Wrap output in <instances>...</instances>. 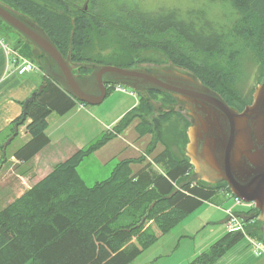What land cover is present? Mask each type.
Segmentation results:
<instances>
[{"label": "trees", "instance_id": "16d2710c", "mask_svg": "<svg viewBox=\"0 0 264 264\" xmlns=\"http://www.w3.org/2000/svg\"><path fill=\"white\" fill-rule=\"evenodd\" d=\"M210 1L231 7L233 13L227 23L211 24L206 7L181 16L119 0L0 3L42 27L65 57L72 50L71 64L80 76L92 71L88 65L104 61L98 50L112 49L109 58L123 60L130 68L150 60L143 56L145 52H160L162 62L191 70L229 104L242 110L253 98L246 99L243 92L238 59L252 53L257 56H252L254 60L264 65V0ZM0 22L14 30L1 18ZM31 44L32 59L40 62L48 58ZM45 80L47 85L23 102V113L10 132L0 135L1 163L8 160V147L4 152L3 143L14 133L15 125H26L29 138L11 157L29 164L50 143L49 116L65 115L79 104L53 79L45 76ZM112 89L108 87V95ZM138 94V105L115 123L112 131L56 164L51 173L0 209V264H130L218 191H228L236 198L226 182L196 181L193 185V166L185 155L188 120L184 118L182 129L165 126L163 123L173 114L168 111L149 122L148 117L155 113L150 98L162 94L165 101L174 102L172 94L155 90H150V97ZM134 119L140 121L135 126L138 135L151 136L147 145L150 153L157 144L162 146L155 156L160 169L147 163L135 172L132 164L143 157L126 158L107 178L88 185L79 165L130 127ZM236 207L241 208L234 212L243 221L247 235L264 241L256 206L250 203ZM243 238L242 230L227 233L188 264H215Z\"/></svg>", "mask_w": 264, "mask_h": 264}, {"label": "water", "instance_id": "95a60500", "mask_svg": "<svg viewBox=\"0 0 264 264\" xmlns=\"http://www.w3.org/2000/svg\"><path fill=\"white\" fill-rule=\"evenodd\" d=\"M0 18L46 54L48 58L40 60L46 75L77 101L89 105L102 103L108 95L107 83L124 85L140 93L168 92L176 97L193 118L185 148V155L193 166L190 180L210 184L226 182L234 195L255 204L264 234V83L256 87L253 101L238 110L196 75L174 65L147 69L91 64L88 65L92 69L90 74L78 76L71 64L72 50L65 57L33 20L2 3ZM106 77L111 79L106 82ZM95 78L99 91L92 94L83 82ZM46 85L45 81L39 90ZM17 133L16 125L14 134L3 144L4 152Z\"/></svg>", "mask_w": 264, "mask_h": 264}, {"label": "crops", "instance_id": "0c3cea01", "mask_svg": "<svg viewBox=\"0 0 264 264\" xmlns=\"http://www.w3.org/2000/svg\"><path fill=\"white\" fill-rule=\"evenodd\" d=\"M2 39L9 43L7 41L8 39L0 35V40ZM16 41L15 44H9L14 48H18L21 52L25 50L26 54L30 51L33 52L32 44H28L27 41L22 40L19 35H17ZM43 71H34L24 75L19 74L16 71V63L14 60L11 58L8 60L4 50L0 47V135L4 136L10 132L13 122L23 113V102L43 85L46 74L45 70ZM113 90L123 92L122 90L114 88ZM121 100L122 102L119 107L122 106L124 99ZM76 107L77 108H74L65 115H59L61 118H56L58 115L56 113H52L49 116L47 134L50 137V143L34 157L32 163H29L30 166H27L29 164H21L17 159L11 157L12 162L15 161L16 164L26 168V173L15 174L16 178H14V176H12L13 174H9L8 176L7 173L6 176H2L3 172H0V184L5 185L7 181H9L6 189L11 192L12 195H15L13 200L20 197L26 191V186L27 189H30L39 180L48 175L57 163L65 161L76 150L85 147L91 140L94 141V138H98L97 136L100 133L93 138L91 137L89 140L85 139V141L84 135H79L77 139L72 136L59 137L58 140L56 129H58L57 125L59 121L63 120L67 123L71 121L75 123L76 126L74 125L72 127L73 132L76 130L78 132L80 129H83V127H81V121L87 125L88 132H91L92 129L93 132H97L96 126L92 124V116L89 114L91 109H79L78 105ZM128 110L129 109L122 112L114 122L117 123ZM67 115H71L72 117L64 118L67 117ZM29 121L30 120H28V122ZM19 134L29 138L26 132V125L19 127ZM112 141L113 139L91 155L94 156L95 159L102 160L101 166L107 168L108 165L114 161L118 163L122 159L135 158L132 157L133 152H128L127 148L109 153L108 147ZM15 151H13L12 154ZM137 165L142 166L141 164H132L134 171L140 168ZM5 167L6 165L2 166L3 169ZM134 167H137V169L135 170ZM85 181L88 183L87 179H85ZM233 206L234 200L228 191H218L213 195L211 201H204L198 209L189 214L184 221L179 223L177 226L181 225V228H179L177 232L174 231L177 227L175 226L169 233L160 237L155 244L147 248L130 264H188L215 241L228 233L225 225V209ZM235 209L239 208L236 207ZM190 218L194 221L199 220L196 230L192 233L186 231L187 220ZM183 242L191 243L189 252H186L176 260H172L173 254ZM215 264H264V256H256L251 249L248 239L244 237L231 247Z\"/></svg>", "mask_w": 264, "mask_h": 264}, {"label": "rangeland", "instance_id": "374dc122", "mask_svg": "<svg viewBox=\"0 0 264 264\" xmlns=\"http://www.w3.org/2000/svg\"><path fill=\"white\" fill-rule=\"evenodd\" d=\"M116 1L118 0H115V2ZM119 1H125L127 3H136L137 5H140L141 7L149 11H154V12L159 11L163 14L174 13V15H177L179 13L181 16L185 15L189 10L198 11L206 7L208 10L207 19L210 21L211 24H214V25L227 23L228 19L232 16V13H233V10L231 9V7L227 6L226 4L224 3L222 4V2L213 3L210 0H119ZM0 35L3 38L8 39L7 41L10 44H15L17 42L16 37L18 33L8 28L6 24L3 22H0ZM9 43L8 45L11 48L17 50L20 54L22 55L28 54L29 56H31L30 55L31 51L26 54L25 50L24 52H21L18 48H14ZM98 51L100 55L103 56V58L105 59L102 63L96 64V65L107 64V65L125 67V64H123L124 63L123 60L109 58L110 54H112L113 52L112 49H104V50H98ZM143 56L148 57L150 60L145 61L143 63H139L140 64L139 67H145L148 69L149 67H153L157 65L163 66V65L171 64L170 62H167V61L162 62L161 60L164 59V57L159 52L149 51V52H145ZM252 56L257 57L255 54L250 53L246 55L243 54L238 59V67L241 70V86L243 87V90H244L243 92L247 95L246 99H249L251 97V93H252L251 88L255 86L256 83H258V78L261 75V69L263 68L262 62H259V60L257 59L254 60ZM94 63H98V62L95 61ZM179 69L187 70L190 73L195 75V73H193L189 69L182 68V67H179ZM124 89L125 91L123 92L115 91L112 89L110 94L107 95V97L104 99L102 103L98 105H86L87 106L86 109L87 108L91 109L89 114L92 116V124L96 126L97 132H93V129L91 132H88L87 125H85L83 121H81L82 123L81 127H83V129H80L78 132L77 130L73 132L72 127L75 125V123L73 121H71L70 123H67L66 121L63 120V121H59V124L57 125L58 129H56L57 130L56 134L58 136V140H59V137L63 138L65 136H72L73 138L77 139L79 135H84V141H85V139L89 140L91 139V137L93 138L95 137V135H98L99 133L100 134L97 137H101L105 132H108L107 130L108 127L114 126V123H116L114 122L115 119L122 112L126 111L127 109H129L127 111L129 112L130 110H132L134 107L137 106V102L139 103V98H140L139 95H137V98H135L134 95L131 94V92H133L131 88L124 86ZM145 95L150 97V91L145 93ZM173 98L175 99L174 105H171L173 102L165 101L164 100L165 97L162 94L155 95L154 98L152 99L150 98L151 102L153 103L155 107V113L151 114L148 117L149 122L153 120L154 117H156L159 114H162L168 111H173V114L169 115V117L165 120L163 125L168 126V127L170 126L175 127L177 129H180V128L182 129V127L185 126L184 118L188 120V122L191 125L192 117L189 115L188 110L185 108L183 103H181L176 97L173 96ZM121 99H124V100H123L122 106L119 107L120 103L122 102ZM246 105L248 104L245 103V106ZM71 117H72L71 115H67V117H64V118H71ZM56 118H61V116L57 115ZM139 122H140L139 119H134L130 127H128L127 129L121 130L119 135H116L115 133L116 136L113 138L112 143L108 147L109 153L122 150L123 148H127L128 152H133L132 157H135V158H138L140 156L143 157V160L136 162V164L143 165L147 163H152L158 169H160V165H157V163L155 162V156L163 148L160 144H157L156 150H154L152 153L148 151L147 145L151 140V136L146 135V136L141 137L138 135V133L135 130V126ZM27 139L28 138L23 136L22 134H18L12 140V142L8 145V150H7L8 160L4 163H1L3 155H2V151H0V172H3L2 176H6L8 173V176L9 174H13L12 176L16 178L15 174H20L22 173V170H26L25 167H22L16 164L15 161H13L14 162L13 163L11 156H12L13 151L17 150L20 146H22L24 143L27 142ZM156 140L157 139L155 138V141ZM77 151L78 150H76L75 152ZM101 162H102L101 159H95L94 156H87L82 161V163L79 165L78 170L81 176L83 177V179L84 180L87 179L88 183L87 182L86 183L88 185H93L97 181H101L107 178L111 174L112 170L117 164V161H114L113 163L108 165L107 168H105L104 166H101ZM31 163L32 161L30 162V164ZM30 164L27 166H30ZM3 165H6L4 169L2 168ZM137 166L142 168V166L140 165H137ZM134 169L136 170L137 167H134ZM8 184H9V181H7L5 185L0 184V209H3L8 203L13 201V198L15 197V195H12L11 192H9L6 189V186ZM193 185H196V182ZM19 190L23 191L22 189H19ZM25 190L26 191L28 190L27 186ZM229 209L234 211V206ZM240 209L241 208H239L238 210ZM187 217L188 215L183 219V221ZM198 224H199V220L194 221L192 220V218L188 219L186 231L189 233L194 232ZM225 225H226V230L228 232L229 230L227 227V219H225ZM180 226H177L174 229V231L177 232L179 228H181ZM244 237L248 239L251 249L253 250L252 243H251V237H249L248 235H244ZM190 248H191V243L183 242L173 254L172 260H176L177 258L183 256L186 252H189Z\"/></svg>", "mask_w": 264, "mask_h": 264}, {"label": "built area", "instance_id": "2783aa9c", "mask_svg": "<svg viewBox=\"0 0 264 264\" xmlns=\"http://www.w3.org/2000/svg\"><path fill=\"white\" fill-rule=\"evenodd\" d=\"M0 46L4 49L7 57H12L15 61L18 62L17 70L19 74H25L28 72H32L34 70H38V66L29 58L24 57L23 55L19 54L17 51L8 47L3 41H0ZM236 205H247L240 198H235ZM227 227L229 232H236L239 230L244 231V223L238 217V215L231 209L227 210ZM253 251L256 256L264 255V244L260 241H252Z\"/></svg>", "mask_w": 264, "mask_h": 264}, {"label": "flooded vegetation", "instance_id": "af4514ba", "mask_svg": "<svg viewBox=\"0 0 264 264\" xmlns=\"http://www.w3.org/2000/svg\"><path fill=\"white\" fill-rule=\"evenodd\" d=\"M160 53V52H159ZM170 66H171V64H169ZM169 65H163V66H153V67H149V69H151V68H158V69H163V68H167ZM177 67V66H176ZM92 72V71H91ZM90 72V73H91ZM111 79V77L109 78V77H106L105 78V81L106 82H108L109 80ZM261 83H264V65H263V68L261 69V75L259 76V78H258V83H256V85L255 86H253L252 88H253V90H252V93H251V97L253 98V96H254V92H255V89H256V87L259 85V84H261ZM83 85L85 86V87H87V88H89L91 91L90 92H92V94L93 93H96V92H98L99 91V86H98V83H97V80H96V78L95 79H93V80H88V81H84L83 82ZM108 85V84H107ZM207 86V85H206ZM251 88V89H252ZM175 103L173 102L171 105H174ZM170 105V106H171ZM231 106H233V107H235L236 109H238L239 110V107L238 106H236V105H234V104H230ZM192 119V123H193V118H191ZM191 123V124H192Z\"/></svg>", "mask_w": 264, "mask_h": 264}]
</instances>
